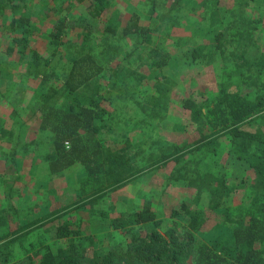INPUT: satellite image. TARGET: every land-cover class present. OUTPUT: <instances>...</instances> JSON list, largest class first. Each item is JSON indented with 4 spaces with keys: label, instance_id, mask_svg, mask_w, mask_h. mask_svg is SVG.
I'll return each instance as SVG.
<instances>
[{
    "label": "trees",
    "instance_id": "trees-1",
    "mask_svg": "<svg viewBox=\"0 0 264 264\" xmlns=\"http://www.w3.org/2000/svg\"><path fill=\"white\" fill-rule=\"evenodd\" d=\"M111 1L76 0L91 21L98 20ZM180 1L172 0L171 7L178 8ZM200 4L198 1V7L207 10L209 22L221 27L213 31L208 46L202 44L193 49L192 59L203 58L215 68L223 66L224 73L235 78L236 87L228 89L221 85L212 91L204 86L193 90L190 83L184 82L180 90L184 94L179 100L181 117L176 120L174 130L164 136L166 140L163 139L160 150L146 153L139 146L132 151L128 140L123 146L114 147L102 137L114 132L110 122L111 96L102 81L110 77L109 68L81 46L80 54L71 58L60 86L37 93L40 117L36 129L52 134L53 149L49 154L52 174L62 176L60 172L74 164L84 168L83 194L92 189L105 194L154 170L153 167L173 162L181 164L175 178L184 187L205 189V205H199L198 192L185 194L176 204L166 202L171 197L167 193L168 197L161 200L166 216L158 218L150 205L153 198L150 195L144 198L139 210L111 219L110 232L121 240L103 252L91 250V246L100 242L93 235L82 237L81 230L67 217L76 209L70 208L74 205L70 203L58 208L52 218L57 219V226L50 237L43 236L39 247L21 240L33 228L13 232L18 234L1 248L17 241L24 257L11 256L7 249L8 264H264V48L258 47L252 38L248 20L243 22L239 16L240 25L233 19L225 20V13L232 14V10L221 13L219 9H225L220 6L221 0ZM6 15L11 38L8 52L23 57L34 51L29 41L34 33L32 14L25 0H0V16ZM132 16L122 26L119 19L109 16L103 32L112 36L119 28L120 36H135V49L140 45L154 47L153 30L139 25L137 16ZM86 20L84 24H90ZM76 29L67 17L56 20L48 34L49 43L55 49L72 44L67 34ZM87 34H76L79 45L89 42L91 37ZM142 56L140 62L145 63ZM217 60L229 61V67L219 65ZM153 63L161 67L166 64V58ZM119 73L120 77L129 75L131 80H142L145 76L120 66L112 69L113 76ZM247 89L252 93L250 97L248 91L243 93ZM148 104L154 109L152 102ZM177 135L186 138L177 139ZM195 152L203 153L204 157L210 155L215 163L218 152L231 154L244 161L249 175L239 185L231 186L224 175L212 168H202L201 162L193 160L191 156ZM189 163L194 165L190 167ZM210 217L211 225L205 229ZM40 226L43 224L34 227ZM52 239L56 241L52 242L54 248L49 242Z\"/></svg>",
    "mask_w": 264,
    "mask_h": 264
},
{
    "label": "rangeland",
    "instance_id": "rangeland-1",
    "mask_svg": "<svg viewBox=\"0 0 264 264\" xmlns=\"http://www.w3.org/2000/svg\"><path fill=\"white\" fill-rule=\"evenodd\" d=\"M171 1L112 0L111 5L99 19L91 21L85 8L76 0H25L32 14L31 24L34 29V33L29 38L30 46H32L30 49L34 50L32 52L36 53L37 57H34L32 52L26 53L23 57H18L15 52H8L7 49L11 44L10 34L7 32L9 16H0V118H5L6 122L8 118H11L14 122L12 130L18 133L20 138L22 131L18 119H21L26 126H30L24 129L27 135L22 133L26 137V142L29 143L28 138L33 136L30 131H36L40 117L37 110L39 98L37 93L60 86L62 76L69 71L71 58L80 54L79 46H81L97 56V59L109 68L110 77L102 81L108 86L105 90L106 92L109 90L111 96L110 122L114 126V132L103 134L102 137H105L106 141L114 147H121L128 140L131 142L132 151L139 146L146 153L160 150L164 145L163 139L166 140L164 136L169 130H174L176 120L181 117L179 100L184 94L180 93L184 82L190 83L193 90L204 86L212 91L217 90L221 85L228 86V89H232V86L233 89L236 87L235 78L225 74L223 66L215 68L211 62L203 58L192 59L193 49L202 44L208 46V39L212 37L213 31L221 27L217 23H210L207 10L204 7H198V1L202 6L206 3L210 4L213 0H181L178 8H172ZM221 4L219 5L225 8L219 9L221 13L222 10H232V14L225 13V20L233 19L237 25H240L239 16L243 22L248 20L252 38L258 47L264 48V0H221ZM111 15L115 18L114 20L119 19L121 26L133 17L132 15L137 16L139 25L153 30L151 42L154 47L140 45L139 50L135 49V36H120L119 28L112 36L103 32L106 19ZM64 17L68 18L71 25L77 26V29L67 34L68 41L72 44H65L55 49L49 43L48 34L53 23ZM84 19L89 20L90 24L87 22L84 24ZM83 33H88L87 35L91 38L89 42L79 45V36L76 34ZM105 44H108L106 48ZM128 53L131 54L127 56ZM141 56L146 58H144L145 63L140 62ZM161 58H166V64L161 67L155 66L153 60L160 62ZM217 63L229 67L230 62L217 60ZM118 66L128 71L135 70L145 76L142 80H131L129 75V78L120 77L121 73L113 76L112 69ZM156 87L159 88L158 91ZM246 91L249 92L248 97H250L251 91L247 89L243 90V93ZM149 101L153 103L154 109L148 104ZM1 121L3 120L0 119ZM38 132H40L39 136H34L36 142L31 141L28 145L33 147L35 144L32 152L38 150L41 154L49 153V150L53 149L52 134L49 131ZM7 138L12 141L16 139L15 136H8V131L6 132L0 123V140L3 144L6 143ZM182 138L186 137L177 135V139ZM10 140L8 143L12 145ZM26 148L29 149L28 146ZM222 151L225 149L223 148ZM191 157L199 161L198 164L201 162L202 168H212L213 171L224 175L231 186L239 185L242 179L249 175L244 161L236 159L231 154L218 152V163L212 162L210 155L204 157L203 153L195 152ZM179 165L181 164L170 162L166 166L153 167L154 170H148L131 182L107 191L105 194L96 193L94 189L89 190L88 186L85 187L89 193L83 194L85 177H81L84 169L82 167L81 172L79 168H74L67 177L55 176L52 182H55L58 187L69 186L66 193L71 195L66 194L62 204H68V202L74 204L70 208L76 209L69 212L71 214L67 217L81 230V236L93 235L96 241L100 242L97 246H91L90 249L107 252L111 246L120 243L119 240H121L119 235H113L110 232L111 219L120 214L125 216L139 210L144 198L150 195L153 197L152 201L150 199V205L156 211L158 218L166 216L161 209V200L168 197L167 193L173 200L167 198L166 202L172 201L176 204L185 194L194 195L198 192L199 205H205L204 188L198 190L195 187L186 188L175 178ZM188 165L192 167L194 164ZM17 179L23 186L25 183H30L23 189L24 193L29 195L27 203L31 207L35 206L36 193L39 191L38 184L34 182L37 180L36 177L19 173ZM76 190L80 191L78 195ZM23 210L24 208H21V213ZM55 222L32 229L28 236H22V242L39 247L43 236L50 237L53 233L57 226ZM211 222L212 217L209 218L205 229L210 227ZM14 223V219H11L9 225ZM49 242L53 248L56 246L52 243L56 242L55 240L52 239ZM61 242L64 244L63 240ZM6 250L11 252V256L24 255L17 241H13L12 245L5 249L0 247V264H8L5 261L9 258Z\"/></svg>",
    "mask_w": 264,
    "mask_h": 264
},
{
    "label": "crops",
    "instance_id": "crops-1",
    "mask_svg": "<svg viewBox=\"0 0 264 264\" xmlns=\"http://www.w3.org/2000/svg\"><path fill=\"white\" fill-rule=\"evenodd\" d=\"M0 119L3 120L0 123L6 132L8 131V136H15L16 138L14 141L7 138L5 144L0 140V235L3 236L0 238V247H2L7 240L13 239L18 234L13 233L17 229H34L36 228L34 226L40 223L50 224L51 220L57 221V219L52 218H55L58 207L61 208L70 203L62 204V201H65L66 194L68 196L71 194L66 193L69 190V186L58 187L55 182H52L54 177L57 176L54 173L52 174L49 168V154L52 152V149L49 150V153L41 154L38 150L32 152L35 144H33V147L28 145L31 141L36 142L34 136H39L40 132L38 131L40 130L36 129L35 132L30 131L33 136L28 138L29 143H27L26 137L22 133H25L24 129L30 126H26L21 119H18L22 131L20 138L19 134L12 130L14 122L11 118H8L7 122L5 118ZM25 134L27 135V133ZM9 140L12 141V145L8 143ZM27 146L29 149L26 148ZM81 167L80 164H74L61 171L60 174L67 177L74 168H79L81 172ZM19 173L28 177L33 176L37 179L34 182L38 184L39 191L36 193L37 204L33 207L27 203L29 195L25 194L23 189L24 186L30 183H25L23 186L17 179ZM81 177H84V169ZM79 192L76 190V195ZM58 199L61 201L59 202ZM21 208H24L22 213ZM10 218L15 221L11 226L9 225ZM32 223L34 225H31ZM47 229L50 230L49 228Z\"/></svg>",
    "mask_w": 264,
    "mask_h": 264
}]
</instances>
